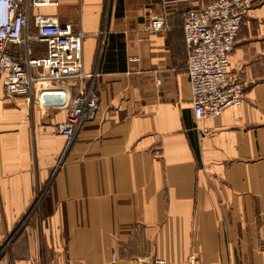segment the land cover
<instances>
[{
  "label": "crops",
  "instance_id": "0c3cea01",
  "mask_svg": "<svg viewBox=\"0 0 264 264\" xmlns=\"http://www.w3.org/2000/svg\"><path fill=\"white\" fill-rule=\"evenodd\" d=\"M210 1L44 10L84 33L99 106L72 140L51 141L0 80V264H264V0L229 54L250 83L243 102L196 122L183 23ZM158 16L168 29L146 33Z\"/></svg>",
  "mask_w": 264,
  "mask_h": 264
},
{
  "label": "built area",
  "instance_id": "2783aa9c",
  "mask_svg": "<svg viewBox=\"0 0 264 264\" xmlns=\"http://www.w3.org/2000/svg\"><path fill=\"white\" fill-rule=\"evenodd\" d=\"M258 1L212 0L187 11L183 32L196 122L243 102L250 83L230 71L229 54L246 10ZM58 6L59 0H0V80L4 97L20 94L30 102L36 135L68 142L95 118L98 72L84 69V33L44 11ZM165 29L164 16L144 28L148 34ZM48 94L62 95V103H45ZM152 264L168 263L156 258Z\"/></svg>",
  "mask_w": 264,
  "mask_h": 264
},
{
  "label": "water",
  "instance_id": "95a60500",
  "mask_svg": "<svg viewBox=\"0 0 264 264\" xmlns=\"http://www.w3.org/2000/svg\"><path fill=\"white\" fill-rule=\"evenodd\" d=\"M43 101L48 104L62 103L63 96L60 94H48L43 97Z\"/></svg>",
  "mask_w": 264,
  "mask_h": 264
},
{
  "label": "rangeland",
  "instance_id": "374dc122",
  "mask_svg": "<svg viewBox=\"0 0 264 264\" xmlns=\"http://www.w3.org/2000/svg\"><path fill=\"white\" fill-rule=\"evenodd\" d=\"M106 2L108 3V0H106ZM44 10H46V9H44ZM56 144H57V143H56ZM56 144H54V145L52 144L50 147H45V148H47V149H45V150H50V149H52V147H53V146H56ZM57 145H58V144H57Z\"/></svg>",
  "mask_w": 264,
  "mask_h": 264
}]
</instances>
